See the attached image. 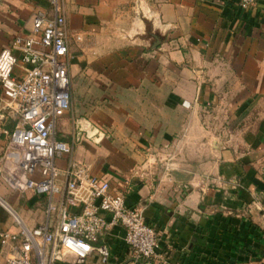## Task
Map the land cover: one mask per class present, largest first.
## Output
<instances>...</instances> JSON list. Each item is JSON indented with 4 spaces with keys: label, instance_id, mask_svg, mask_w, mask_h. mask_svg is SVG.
I'll list each match as a JSON object with an SVG mask.
<instances>
[{
    "label": "crops",
    "instance_id": "0c3cea01",
    "mask_svg": "<svg viewBox=\"0 0 264 264\" xmlns=\"http://www.w3.org/2000/svg\"><path fill=\"white\" fill-rule=\"evenodd\" d=\"M38 9L52 12L49 0H0V50L31 31ZM64 11L72 105L57 136L71 141L79 118L96 127L85 115L102 116L115 149L104 156L101 129L96 139L83 136L93 146L75 143L73 155L161 231L159 255L135 262L116 226L112 258L94 252L88 264H264V0L252 8L238 0H64ZM88 63L98 75L78 74ZM7 101L0 84V195L33 227L46 218V198L28 199L6 154L4 129L18 121ZM8 228L18 225L0 204V231Z\"/></svg>",
    "mask_w": 264,
    "mask_h": 264
},
{
    "label": "built area",
    "instance_id": "2783aa9c",
    "mask_svg": "<svg viewBox=\"0 0 264 264\" xmlns=\"http://www.w3.org/2000/svg\"><path fill=\"white\" fill-rule=\"evenodd\" d=\"M252 8L257 0H238ZM52 12L38 9L29 33L17 34L0 50V84L7 106L17 114L14 128L4 129L6 154L24 176V188L46 196V218L30 227L0 195L18 225L0 231L4 264H88L97 252L102 262L112 256L109 236L116 226L135 262L159 255L160 229L149 223L143 207L129 204L126 193L110 179L73 155L83 136L101 137L87 120L75 122L71 141L57 136V122L72 105L69 37L64 0H49ZM79 39L82 38L78 34ZM0 113V121L3 118ZM65 164L59 159L66 157Z\"/></svg>",
    "mask_w": 264,
    "mask_h": 264
},
{
    "label": "rangeland",
    "instance_id": "374dc122",
    "mask_svg": "<svg viewBox=\"0 0 264 264\" xmlns=\"http://www.w3.org/2000/svg\"><path fill=\"white\" fill-rule=\"evenodd\" d=\"M78 56H79V58L81 57L82 59H84V57L86 59H89V55L87 53H84V52H79ZM92 58H93V60H96V59H98V56L95 55ZM95 66H96L95 64L93 66H90V63H88V67L81 68L80 71H78V74L82 72L81 74H84L85 76H87V75L88 76H91L92 74H95V75L97 74L98 75V67H95ZM85 70H87V71H85ZM91 96H94L93 99H91L92 100L91 103L98 104V102H99L98 93L96 91L95 92H92L91 93ZM85 117L87 119H91V121L93 122V124L96 127H98L100 131H101V129H103L102 131L104 132V137L99 142H96V144L99 147L100 146L102 147L101 149L104 150L102 152L104 154V156H105V152H107L109 149H111V150L115 149L112 146V145L115 144L114 143L115 142V139H116L115 132L114 131H110V130H104V129H107V128H106L105 123L102 121V119H100V118H102V116L96 115V118L95 119H93L92 116H90V115H85ZM90 140L91 139H88V138L84 137L83 140H82V142L83 141L84 142H87L86 143V146H89L90 147V146H93V143H91ZM92 150H93V148H92ZM78 160H81L82 161V159H79V158H78ZM29 194H31V195H29ZM34 195H37V196H40V197L41 196H43V197L45 196L44 194H36L32 190L31 191L30 190L27 191V197H29L28 199H30L31 197H34ZM45 198H46V196H45ZM21 202H22L23 206H25V203L27 202L26 199H25V197H21ZM28 206H32V205H29L28 204Z\"/></svg>",
    "mask_w": 264,
    "mask_h": 264
},
{
    "label": "water",
    "instance_id": "95a60500",
    "mask_svg": "<svg viewBox=\"0 0 264 264\" xmlns=\"http://www.w3.org/2000/svg\"><path fill=\"white\" fill-rule=\"evenodd\" d=\"M159 42H160V40L156 41V42L154 43V46L157 45ZM174 174H175V175L177 176V178H179V179L184 178L183 175H182L178 170H176V171L174 172Z\"/></svg>",
    "mask_w": 264,
    "mask_h": 264
}]
</instances>
